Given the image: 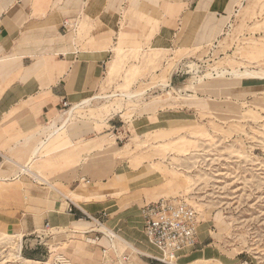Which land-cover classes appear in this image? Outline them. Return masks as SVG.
Returning a JSON list of instances; mask_svg holds the SVG:
<instances>
[{"label":"rangeland","instance_id":"374dc122","mask_svg":"<svg viewBox=\"0 0 264 264\" xmlns=\"http://www.w3.org/2000/svg\"><path fill=\"white\" fill-rule=\"evenodd\" d=\"M198 1L205 11L197 19L202 25L180 33L174 47L117 50L99 89L89 97L113 96L75 111L61 131L69 137L68 147L56 149L53 139L32 172L11 162L0 171L1 178H8L0 181V264L24 262L15 256L39 247L36 237L46 232L45 210L62 197L56 189L69 194L61 177L88 186L105 178L111 190L128 193L124 204L139 205V194L141 206L161 197H181L193 204L207 239L205 251L178 263L264 264V79L216 74L224 69L264 70V0L193 4ZM145 2L143 14L156 5V0ZM208 72L212 75L202 78ZM130 91L143 94L122 95ZM137 113L139 120H134ZM119 114L124 122H119ZM111 117L117 122L114 127ZM52 122L25 131L23 141ZM74 136L79 138L71 140ZM85 136L96 138L85 141ZM18 149L8 156L23 164L29 155L21 157ZM91 226L80 227L83 232L78 233L84 237V249ZM115 242L121 257L109 252L106 264H121V258L130 262L124 259L129 249ZM69 245L60 240L51 248L67 251ZM59 255L60 264H74ZM165 256L176 260L179 255Z\"/></svg>","mask_w":264,"mask_h":264},{"label":"crops","instance_id":"0c3cea01","mask_svg":"<svg viewBox=\"0 0 264 264\" xmlns=\"http://www.w3.org/2000/svg\"><path fill=\"white\" fill-rule=\"evenodd\" d=\"M194 1L156 0L152 10L143 14L140 9L146 5L145 0H0V171L11 162L20 165L23 171L32 172L40 153L53 139L56 149L68 147L69 137L61 131L78 108L97 99L84 103L99 89L117 50L174 47L180 33L203 23H198L200 19L197 21L204 15L203 5L199 1L195 5ZM199 5L202 8L197 13ZM188 12H192L191 19L184 26ZM65 23L75 25L65 29ZM63 101H68L70 108L64 110ZM71 108H74L73 113L66 126L49 137L54 123L61 126V113ZM119 117V122H124L122 114ZM112 118L109 124L114 127L117 122ZM134 120H139V113ZM50 122L49 127L23 141L25 131ZM39 134L45 136L39 139ZM18 136V143L11 140ZM85 137V141L96 138ZM37 147L38 153L32 160ZM17 148L21 150V157L29 155L23 164L8 156ZM73 174L70 172L67 176ZM7 179L0 177V181ZM61 181L70 187L69 194L56 189L62 197L55 199L53 208L45 210V223L49 226L45 225L43 231L46 232L40 234L41 244L30 251L23 249L24 257L44 260L54 253L55 261V257L63 253L73 259L74 264H106L109 252L111 257H121L117 240L130 253L124 258L130 262L121 258V264H160L156 259L163 264H181L177 262L179 259L205 251L202 248L206 247L207 239L202 237L200 226L198 246L179 253L176 260L168 259L158 252L145 233L140 194L139 205H129L124 204L128 193L111 190L105 178L90 186L77 183L75 178L61 177ZM71 203L75 206L74 212H69ZM63 206L67 211L62 212ZM100 222L107 228H100ZM90 223V235H84L89 245L84 249L81 243L84 237L78 233L83 232L80 227ZM52 225L55 226L53 232L49 230ZM61 227H69V230ZM110 231L117 237L113 238ZM60 240L70 242L69 250L51 248V244Z\"/></svg>","mask_w":264,"mask_h":264},{"label":"built area","instance_id":"2783aa9c","mask_svg":"<svg viewBox=\"0 0 264 264\" xmlns=\"http://www.w3.org/2000/svg\"><path fill=\"white\" fill-rule=\"evenodd\" d=\"M73 25L75 24L65 23L64 28L69 29ZM63 106L69 107L70 105L68 101H63ZM74 211L75 206L71 203L69 212ZM106 214L104 212V215ZM142 215L144 230L149 241L168 255L176 256L198 246L201 223L199 211L186 199L161 197L157 200L147 201L142 206ZM48 226L49 223H47ZM36 238L38 244H41L40 234Z\"/></svg>","mask_w":264,"mask_h":264},{"label":"bare ground","instance_id":"6f19581e","mask_svg":"<svg viewBox=\"0 0 264 264\" xmlns=\"http://www.w3.org/2000/svg\"><path fill=\"white\" fill-rule=\"evenodd\" d=\"M190 64V63H189ZM191 65V64H190ZM196 68H198L196 66ZM227 72L231 73L233 76H235V78L237 79H242V78H258V79H264V70L261 69V70H258V69H254V68H245L244 70L242 69H234L233 71H229V70H221V71H217V76H221V75H224L226 74ZM208 75H212L211 72H208V73H205L204 75H202L204 77L208 76ZM231 75V76H232ZM227 76V75H226ZM143 94V92H139V93H134V92H127V93H122L123 96H126L128 98H133V97H137V96H141ZM121 95V94H120ZM119 95V96H120ZM113 95H110V96H94V97H91V98H86L84 100V103H87L89 102L92 98H109ZM83 102V101H82ZM73 109L74 108H71L68 112H63L61 115H60V118H61V126L54 123L53 125V128L51 129V131L49 132V137L52 136L54 133H56L57 131H59L61 128H63L64 126H66V124L68 123L72 113H73ZM40 143V142H39ZM42 144V143H41ZM40 147V146H39ZM39 147H37V149L35 150L34 154H33V158L32 160L36 157L37 153H38V149ZM26 168V167H24ZM28 170V169H27ZM37 178H38V175H37ZM77 192V191H75ZM79 194V193H77ZM76 194V196H77ZM68 198V197H66ZM70 199V198H69ZM100 227L103 228V229H106L107 227H105L103 225V223L100 222ZM110 234L113 238L117 237V234H115L113 231H110ZM88 241V240H87ZM95 241V240H94ZM21 243L19 242V248H21ZM115 247V246H114ZM20 250V249H19ZM165 253V252H164ZM167 254V253H165ZM16 259L20 257V260L24 261L26 264H60L59 263V259L60 256L59 254L55 257V261H54V253H51V255L49 256V258L47 260H37V259H29L27 257H23L22 254H19V255H16L15 256ZM159 260V259H158ZM54 261V262H53ZM161 261V260H160ZM67 262H70L67 260ZM163 262V261H161ZM124 264V263H123Z\"/></svg>","mask_w":264,"mask_h":264}]
</instances>
